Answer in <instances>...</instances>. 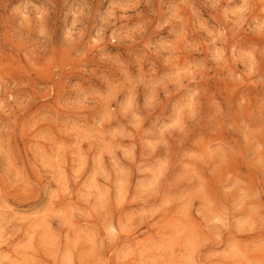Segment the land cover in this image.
I'll return each mask as SVG.
<instances>
[{
    "label": "clouds",
    "instance_id": "1",
    "mask_svg": "<svg viewBox=\"0 0 264 264\" xmlns=\"http://www.w3.org/2000/svg\"><path fill=\"white\" fill-rule=\"evenodd\" d=\"M0 264H264V0H0Z\"/></svg>",
    "mask_w": 264,
    "mask_h": 264
}]
</instances>
